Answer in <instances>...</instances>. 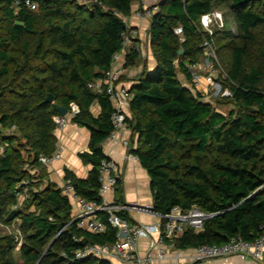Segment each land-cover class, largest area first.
<instances>
[{
    "label": "trees",
    "instance_id": "1",
    "mask_svg": "<svg viewBox=\"0 0 264 264\" xmlns=\"http://www.w3.org/2000/svg\"><path fill=\"white\" fill-rule=\"evenodd\" d=\"M32 1L33 10L15 9L12 0H0V131L12 128L24 141L16 146L15 137L0 134V216L19 221L26 233L21 262L13 257V239L0 237V264H112L73 257L78 246L73 236L111 243L115 230L107 227L96 234L78 228L69 197L54 183L47 180L40 189H30L23 206H12L16 184L33 178L23 165L45 180L38 157L55 151L56 104L69 110L75 103L79 111L71 120L90 132L89 152L79 155L91 165L87 178L66 169L64 178L77 195L100 199L98 166L109 159L102 142L112 130V105L87 83L103 75L120 49L126 29L121 16L130 15L133 0H90L86 5L75 0ZM220 5L236 28L235 35L220 32L226 41L221 47L231 51L228 80L222 83L231 96L215 99H232L237 110L229 116L192 90L185 67L200 58V16ZM177 26L183 41L174 33ZM147 34L155 67L144 68L129 87L127 122L136 137L129 153L147 172L155 212L196 206L212 214L200 230L186 226L167 242L186 250L223 244L235 236L255 240L264 233V0H161ZM217 36L219 30L214 29L215 44ZM137 58L138 52L129 48L124 67H133ZM48 95L52 102L45 101ZM94 100L100 106L98 116L89 110ZM120 181L114 198L124 202Z\"/></svg>",
    "mask_w": 264,
    "mask_h": 264
},
{
    "label": "built area",
    "instance_id": "2",
    "mask_svg": "<svg viewBox=\"0 0 264 264\" xmlns=\"http://www.w3.org/2000/svg\"><path fill=\"white\" fill-rule=\"evenodd\" d=\"M160 1L152 0L150 5H138L131 14L137 18L145 19L150 24L151 17L157 12ZM12 5L15 9L22 6L32 10L36 8V3L32 0H12ZM221 15L218 10L214 9L200 16L199 28H197L202 36L200 58L185 64L189 74L190 86L203 100L218 96H231L229 88L222 86V83L228 80V75L218 61L213 37L214 29L224 25ZM121 17L126 29L121 33L120 49L113 54L110 67L103 75L87 83V87L95 92H103L112 105L110 115L112 130L106 138L112 141L117 140L118 133L128 127L127 118L130 117L129 103L132 95L129 87L121 82L125 69V56L129 48H134L138 52V58L145 53L143 48L145 44L139 40L138 29L129 26L128 16ZM174 33L183 41L180 26L174 28ZM78 111V106L75 103H70L69 110L65 115L58 114L53 117L56 127L63 128L67 123L66 115L73 116ZM122 143L128 147L127 157L138 160L136 155L129 153V149L132 147L130 142L123 140ZM59 156L60 152L55 150L49 156L40 155L38 162L43 166H48L53 159H57ZM119 178L118 166L109 158L102 159L98 166L99 200H89L77 195L69 180L63 184L62 193L73 200L71 203L72 220L76 222L78 228L96 234L105 232L107 227L115 230V239L111 243L85 242L82 238L73 236V240L78 242V246L73 251L74 258L95 257L121 264H149L153 258L152 255L158 260H165L167 258V240L179 235L186 226L200 230L204 221L212 216V214L206 213L196 206L187 211L173 207L168 213L159 214L154 211L152 204L141 205L135 202L117 201L114 198V190ZM28 184L27 180H21L16 184L13 209H19L29 198ZM133 210L155 215L158 217V221L154 224L133 221L129 216V212ZM140 237H148L150 240V248L146 257H141L138 254V239ZM263 251L264 233L253 241L235 236L223 244L201 245L194 249V258L204 260L236 255L245 261L258 262Z\"/></svg>",
    "mask_w": 264,
    "mask_h": 264
},
{
    "label": "crops",
    "instance_id": "3",
    "mask_svg": "<svg viewBox=\"0 0 264 264\" xmlns=\"http://www.w3.org/2000/svg\"><path fill=\"white\" fill-rule=\"evenodd\" d=\"M152 0H133L131 4V12L138 5H150ZM129 26L133 29H138L139 40L145 44L144 58L146 70L151 71L155 67V60L152 56L150 45L148 44V28L149 22L145 19L135 17L130 13L128 16ZM146 42V43H145ZM137 62V60H136ZM143 70L139 71V73ZM137 75L136 68L128 67L124 69L121 77V82L130 87L135 82ZM184 79V78H183ZM184 81V80H183ZM93 116H98L100 106L97 100H94L89 108ZM71 115H66L67 123L63 128H55L53 133L55 136V150L60 152L57 159H53L48 166H44L45 184L48 180L54 183L56 187L62 188L66 179L64 178L65 169L72 172L78 178H87L91 169L90 164H85L79 155L83 152H89L90 132L84 127L74 123L71 120ZM136 137L132 135L129 127L121 130L117 135V140L112 141L105 139L102 144V150L112 161L116 163L120 172L121 191L119 196L125 202H135L141 205L152 204V194L149 186V177L146 170L141 166L138 160L128 156V147L123 145V140H128L132 147L135 145ZM133 141V142H132ZM35 172V170H33ZM108 197V196H107ZM115 197V194H114ZM70 204L73 202L69 198ZM73 210V209H72ZM129 216L133 221L145 224H154L158 221V217L149 213H143L136 210L130 211ZM149 238L140 237L138 239V254L141 257H146L149 250ZM167 258L158 260L152 255L149 264H264V251L261 259L258 262L251 260H242L236 255L228 257L210 258L204 260H196L194 258V249H177L167 242ZM154 254V253H152ZM112 264H121L111 262Z\"/></svg>",
    "mask_w": 264,
    "mask_h": 264
},
{
    "label": "rangeland",
    "instance_id": "4",
    "mask_svg": "<svg viewBox=\"0 0 264 264\" xmlns=\"http://www.w3.org/2000/svg\"><path fill=\"white\" fill-rule=\"evenodd\" d=\"M78 4L81 5H86L89 4L90 0H75ZM218 12H220L222 15V21L224 22L223 27H218L215 28L216 30H219V36L218 40L216 41L217 47H218V61L221 65V67L225 70L227 67V64L230 60V49L225 48V47H221V45L226 42L223 36L224 34H222L223 32L228 33V36L231 35H235L236 34V28H235V24L233 23V20L231 18V16L228 14L227 9L223 6L220 5L218 6ZM2 16L3 13L0 12V24L2 23ZM223 31V32H222ZM220 32H222L220 34ZM227 35V34H226ZM146 43V42H145ZM216 47V48H217ZM144 48V47H143ZM145 50V48H144ZM145 52V51H144ZM153 56V54H152ZM154 57V56H153ZM144 58V55L141 54L139 58H137V62L135 63L134 67L136 68L137 74L139 73V71L141 70V68H146V64L145 62L142 60ZM155 60V59H154ZM178 77L180 76V82L182 84H185L183 81V77L180 74V72H178ZM207 101H212L215 103H212L213 108L217 111L222 113L225 116H229V112L231 111H236L237 107L235 106L234 102L232 101V99H227L224 101H216L215 98H211V99H205ZM0 134H5V135H10L15 137L16 141H15V145L18 146L19 143H23V139L21 138L20 134H18L14 129L12 128H2ZM21 153L23 155H25L27 152L25 150V148L21 147ZM22 168H24L28 174L30 175L31 180L25 179L28 181V189H40L41 187H43L44 183L42 180H38V177L35 176V172L33 171L34 169L32 167H28V166H22ZM23 206V205H22ZM35 209V206H30L29 210L33 211ZM25 235L26 233L20 228V222L16 221V220H12V221H7L4 217L0 216V237L3 236H7L13 239L14 242V246H13V257L17 262H21V257H20V247L22 246V244L25 241Z\"/></svg>",
    "mask_w": 264,
    "mask_h": 264
},
{
    "label": "water",
    "instance_id": "5",
    "mask_svg": "<svg viewBox=\"0 0 264 264\" xmlns=\"http://www.w3.org/2000/svg\"><path fill=\"white\" fill-rule=\"evenodd\" d=\"M178 53H181V50L178 51ZM46 102H52L53 101V97L51 95H48L45 99ZM55 108L58 112L59 115L63 116L67 113V108L65 106H61V105H55Z\"/></svg>",
    "mask_w": 264,
    "mask_h": 264
}]
</instances>
